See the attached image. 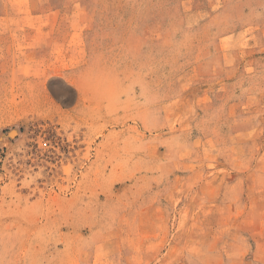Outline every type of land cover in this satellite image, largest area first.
Returning a JSON list of instances; mask_svg holds the SVG:
<instances>
[{
  "label": "rangeland",
  "instance_id": "1",
  "mask_svg": "<svg viewBox=\"0 0 264 264\" xmlns=\"http://www.w3.org/2000/svg\"><path fill=\"white\" fill-rule=\"evenodd\" d=\"M0 264H264V0H0Z\"/></svg>",
  "mask_w": 264,
  "mask_h": 264
},
{
  "label": "bare ground",
  "instance_id": "2",
  "mask_svg": "<svg viewBox=\"0 0 264 264\" xmlns=\"http://www.w3.org/2000/svg\"><path fill=\"white\" fill-rule=\"evenodd\" d=\"M14 135H15V133H14Z\"/></svg>",
  "mask_w": 264,
  "mask_h": 264
}]
</instances>
